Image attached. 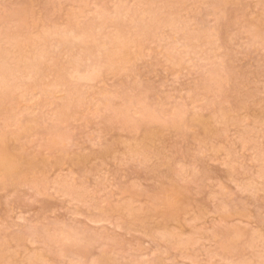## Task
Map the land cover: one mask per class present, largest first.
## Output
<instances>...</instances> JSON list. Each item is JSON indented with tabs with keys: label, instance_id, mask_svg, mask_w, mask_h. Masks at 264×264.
Wrapping results in <instances>:
<instances>
[{
	"label": "rangeland",
	"instance_id": "1",
	"mask_svg": "<svg viewBox=\"0 0 264 264\" xmlns=\"http://www.w3.org/2000/svg\"><path fill=\"white\" fill-rule=\"evenodd\" d=\"M0 264H264V0H0Z\"/></svg>",
	"mask_w": 264,
	"mask_h": 264
}]
</instances>
